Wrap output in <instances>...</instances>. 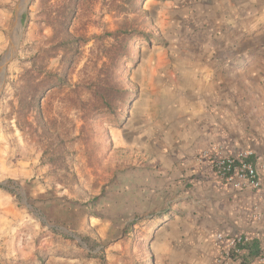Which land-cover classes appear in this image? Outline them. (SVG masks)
<instances>
[{"label":"rangeland","instance_id":"374dc122","mask_svg":"<svg viewBox=\"0 0 264 264\" xmlns=\"http://www.w3.org/2000/svg\"><path fill=\"white\" fill-rule=\"evenodd\" d=\"M187 3L0 0V217L25 214L2 233L25 227L44 243L33 257L8 245L0 264H160L172 204L152 195L150 159L168 126ZM120 30L131 36L112 59ZM106 72L123 89L109 108L89 92Z\"/></svg>","mask_w":264,"mask_h":264},{"label":"crops","instance_id":"0c3cea01","mask_svg":"<svg viewBox=\"0 0 264 264\" xmlns=\"http://www.w3.org/2000/svg\"><path fill=\"white\" fill-rule=\"evenodd\" d=\"M201 1L187 0L191 17L168 87V126L150 159L156 164L152 195L170 196L166 203L173 205L163 212L155 241L160 264H215L218 232L252 235L243 259L264 245V182L258 190L235 189L215 175L209 159H199L204 151L244 148L264 155V0ZM6 211L0 253L16 243L35 256L44 243L25 227L2 233L11 215L25 216Z\"/></svg>","mask_w":264,"mask_h":264},{"label":"built area","instance_id":"2783aa9c","mask_svg":"<svg viewBox=\"0 0 264 264\" xmlns=\"http://www.w3.org/2000/svg\"><path fill=\"white\" fill-rule=\"evenodd\" d=\"M209 159L215 175L238 190H258L264 182V155L256 156L251 148L238 149L232 154L218 150L204 151L199 159ZM260 239V235H256ZM253 237L248 233H224L215 235L219 255L215 264H245L242 257L244 248L250 245ZM264 263V247L254 260L246 264Z\"/></svg>","mask_w":264,"mask_h":264},{"label":"trees","instance_id":"16d2710c","mask_svg":"<svg viewBox=\"0 0 264 264\" xmlns=\"http://www.w3.org/2000/svg\"><path fill=\"white\" fill-rule=\"evenodd\" d=\"M128 31L120 30L115 33L116 45L114 46L115 55L111 58L115 59L118 52L123 51L126 48L127 42L130 38ZM148 37V36H147ZM145 37V38H147ZM149 38V37H148ZM110 56V55H109ZM92 87H90L89 92L94 100L100 101L104 107H111L113 102L117 98L123 99V89H121L116 82L112 81L110 75L106 72L104 75L97 76L92 82ZM125 93V92H124ZM253 245V244H252ZM261 252L259 248L254 255H250L249 259L245 258L244 263H249L254 260Z\"/></svg>","mask_w":264,"mask_h":264}]
</instances>
